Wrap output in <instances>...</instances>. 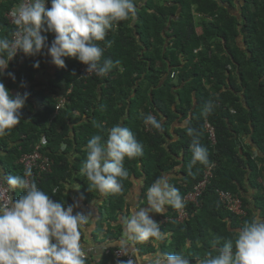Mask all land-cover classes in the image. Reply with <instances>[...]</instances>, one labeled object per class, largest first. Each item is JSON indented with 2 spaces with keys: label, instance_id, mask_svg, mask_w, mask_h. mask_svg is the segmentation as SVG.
<instances>
[{
  "label": "trees",
  "instance_id": "1",
  "mask_svg": "<svg viewBox=\"0 0 264 264\" xmlns=\"http://www.w3.org/2000/svg\"><path fill=\"white\" fill-rule=\"evenodd\" d=\"M20 2L0 0V38H14L17 26L11 13ZM135 3V19L119 22L105 41L97 42L102 59L118 62L104 77L85 73L86 66L74 58H65V67L57 68L47 48L37 56L17 53L9 62L0 82L10 92H27L28 99L20 123L0 137V168L6 176L23 177L19 158L43 139L39 152L52 161L50 173L29 179L50 199L86 217L81 233L94 246H108L98 261L88 253L85 264H153L156 257L169 254H183L196 264L209 253L215 255L213 242L217 248L229 239L234 243L246 222L264 219V0ZM42 35L50 46L53 34ZM172 72L174 82L169 80ZM68 85L73 86L70 95L62 91ZM60 98L64 103L55 114ZM208 103L214 107L205 116ZM148 114L160 121L159 130L144 124ZM116 124L133 132L143 152L125 158L128 176L120 181V193H100L82 172L86 145L97 134L106 139ZM205 124L213 128L214 143ZM190 128L207 149V164L190 163ZM208 169L212 177L196 202L184 200ZM161 177L181 194L186 220L173 221L176 209L165 206L162 214H151L161 240L130 239L123 221L147 207L145 194ZM224 192L240 200L242 214L228 209L220 196ZM17 194L23 190L13 192L14 201ZM127 242L132 249L119 247ZM121 248L131 261L115 257Z\"/></svg>",
  "mask_w": 264,
  "mask_h": 264
},
{
  "label": "clouds",
  "instance_id": "2",
  "mask_svg": "<svg viewBox=\"0 0 264 264\" xmlns=\"http://www.w3.org/2000/svg\"><path fill=\"white\" fill-rule=\"evenodd\" d=\"M49 2L50 7H46ZM136 13L135 0H21L11 13L14 21L9 14L5 15L6 19L14 22L17 30L11 40L0 38V77L4 76L9 62L17 53L37 56L43 54L45 48L51 64L57 68L65 67V58H74L86 66L85 73L104 77L118 62L114 63L110 58L102 59L103 49L97 42L105 41L108 31L119 22L135 19ZM45 32L54 36L50 46L46 43L47 37L42 35ZM34 67L38 68L39 63ZM8 75L15 79L12 73ZM175 76L176 73L172 72L169 80L174 82ZM72 88L68 85L62 91L70 95ZM27 99V92H10L0 82V137L20 123V110ZM63 103L60 98L54 108L55 114ZM213 107L211 103L206 104L203 115L211 113ZM143 122L152 129L162 127L151 114L145 115ZM205 129L208 139L214 143L213 128L205 124ZM188 134L193 137L190 163L207 164V149L201 145L199 136L191 128ZM42 144L43 139L40 138L32 153L19 158L25 171L23 177L0 173V264H85L88 253L96 256L98 261L99 254L108 246H94L84 232L81 233L86 217L74 215L73 206L65 207L63 203L53 201L29 179L50 173L52 161L40 154ZM86 152L82 172L91 187L100 193L117 194L122 190L120 181L128 176L124 167L125 158L140 157L143 146L128 127L116 124L108 130L106 139L100 134L92 136L87 142ZM255 155L256 152H253L252 158ZM211 177L208 169L200 183ZM200 183L184 200L196 202L200 193L193 199L192 196ZM16 189L23 190V194L14 201L13 192ZM262 193L264 195V186ZM229 195L228 209L242 214L240 200ZM145 199L147 207L134 210L123 221L124 234L130 239L138 242L152 238L161 240L163 234L159 223L152 219L151 214H162L165 206L176 209L171 218L173 221L183 223L186 220L182 196L177 189L170 187L167 178L155 180L148 188ZM163 220L169 221L167 218ZM215 244L213 242L212 248L215 255L209 253L197 259L196 264H264V219L254 218L246 222L234 243L229 239L222 247L217 248ZM121 246L132 249L133 243ZM114 255L116 258L127 256L123 249L114 251ZM127 259L131 261L132 257L127 256ZM154 264H191V261L183 254H169L158 257Z\"/></svg>",
  "mask_w": 264,
  "mask_h": 264
},
{
  "label": "built area",
  "instance_id": "3",
  "mask_svg": "<svg viewBox=\"0 0 264 264\" xmlns=\"http://www.w3.org/2000/svg\"><path fill=\"white\" fill-rule=\"evenodd\" d=\"M206 181H207V180H206ZM206 181L203 182V183H200V184L198 185V188L195 190L194 195L192 196V199H193L194 197H197V196L199 195V193H200V191L203 189V187H204ZM221 198L226 199V203H227V205L229 206V204H230V200H231V199H230V195H229V194H226V193H223V194H221Z\"/></svg>",
  "mask_w": 264,
  "mask_h": 264
},
{
  "label": "crops",
  "instance_id": "4",
  "mask_svg": "<svg viewBox=\"0 0 264 264\" xmlns=\"http://www.w3.org/2000/svg\"><path fill=\"white\" fill-rule=\"evenodd\" d=\"M247 140H248L247 138H243V142H244V143H246ZM1 172H2V170H1V168H0V173H1ZM263 174H264V172H263ZM263 176H264V175H263ZM263 176H262V177H263ZM246 190H248L249 192H252V191L250 190L249 187H248ZM253 193H254V192H252V194H253ZM133 203H134V202H133ZM158 257H159V256H158ZM158 257H156V259H157ZM156 259H155V260H156ZM155 260H154V262H155ZM154 262H153V264H154Z\"/></svg>",
  "mask_w": 264,
  "mask_h": 264
},
{
  "label": "rangeland",
  "instance_id": "5",
  "mask_svg": "<svg viewBox=\"0 0 264 264\" xmlns=\"http://www.w3.org/2000/svg\"><path fill=\"white\" fill-rule=\"evenodd\" d=\"M246 138H247V137H246ZM247 139H248V138H247ZM20 195H21V194H17V195H16V198H18Z\"/></svg>",
  "mask_w": 264,
  "mask_h": 264
}]
</instances>
